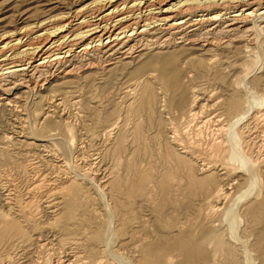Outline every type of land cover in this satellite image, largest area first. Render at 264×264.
Here are the masks:
<instances>
[{
    "label": "rangeland",
    "instance_id": "obj_1",
    "mask_svg": "<svg viewBox=\"0 0 264 264\" xmlns=\"http://www.w3.org/2000/svg\"><path fill=\"white\" fill-rule=\"evenodd\" d=\"M89 1L0 0V34ZM239 47L207 52L215 67L164 56L76 74L52 87L53 115L30 93L22 129L0 111V264H136L141 245L174 264H264V35ZM195 96L245 104L238 170L183 134Z\"/></svg>",
    "mask_w": 264,
    "mask_h": 264
},
{
    "label": "bare ground",
    "instance_id": "obj_2",
    "mask_svg": "<svg viewBox=\"0 0 264 264\" xmlns=\"http://www.w3.org/2000/svg\"><path fill=\"white\" fill-rule=\"evenodd\" d=\"M21 25L0 34V111L9 107L20 129L27 120L30 93L34 94L31 104L37 107L36 113L49 110L53 115L62 98L57 102L55 97L59 95L50 96L52 87L70 84L68 78L98 67L106 70L113 66L114 70L120 64L127 68L135 60L164 56L177 60L179 71L183 65L215 67L216 55L207 52L239 50L242 43L248 49L257 34L264 35V0H91L68 13ZM197 53L208 58L202 59ZM182 74L194 78L191 72ZM56 81L61 82L52 85ZM201 98L191 102L188 123L193 125H187L183 134L192 136L196 148L206 146L211 151L215 147L217 153L232 156L231 147H238L249 127L242 124L241 131H231L241 121L245 104H209V96L198 106ZM258 119L264 121V114ZM176 132L171 133L172 142L179 141ZM46 152L48 157L54 156L53 149ZM231 159V170H238L239 159ZM212 167L202 160L199 170L205 172ZM133 249L136 264H174L177 258L163 251L152 253L144 245ZM57 264L74 261L67 259Z\"/></svg>",
    "mask_w": 264,
    "mask_h": 264
}]
</instances>
